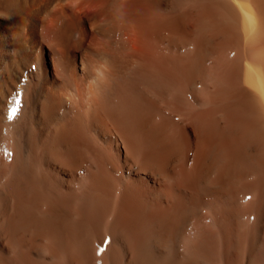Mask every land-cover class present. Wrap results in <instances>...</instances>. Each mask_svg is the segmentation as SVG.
<instances>
[{
  "label": "bare ground",
  "instance_id": "bare-ground-1",
  "mask_svg": "<svg viewBox=\"0 0 264 264\" xmlns=\"http://www.w3.org/2000/svg\"><path fill=\"white\" fill-rule=\"evenodd\" d=\"M0 264H264V0H0Z\"/></svg>",
  "mask_w": 264,
  "mask_h": 264
},
{
  "label": "snow or ice",
  "instance_id": "snow-or-ice-1",
  "mask_svg": "<svg viewBox=\"0 0 264 264\" xmlns=\"http://www.w3.org/2000/svg\"><path fill=\"white\" fill-rule=\"evenodd\" d=\"M17 103H19V101H17ZM16 113H17V109L15 107L11 108V111L7 113V118L11 119L16 115Z\"/></svg>",
  "mask_w": 264,
  "mask_h": 264
}]
</instances>
